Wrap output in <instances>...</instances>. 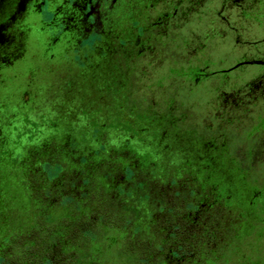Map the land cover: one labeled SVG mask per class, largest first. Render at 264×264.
<instances>
[{
	"label": "flooded vegetation",
	"instance_id": "af4514ba",
	"mask_svg": "<svg viewBox=\"0 0 264 264\" xmlns=\"http://www.w3.org/2000/svg\"><path fill=\"white\" fill-rule=\"evenodd\" d=\"M184 3L0 0V228L13 198L34 213L30 229L0 231V264L234 262L251 232L240 189L264 208L242 174L264 160V136L244 162L190 111L194 85L208 79L215 102L210 77L232 67L206 73L180 34ZM54 215L67 221L50 230Z\"/></svg>",
	"mask_w": 264,
	"mask_h": 264
},
{
	"label": "rangeland",
	"instance_id": "374dc122",
	"mask_svg": "<svg viewBox=\"0 0 264 264\" xmlns=\"http://www.w3.org/2000/svg\"><path fill=\"white\" fill-rule=\"evenodd\" d=\"M185 1L184 4L189 9L185 11L180 34L189 42L191 50H200L204 57H209L210 62L205 61V65L208 63L206 73L232 67L226 74H215L210 77L216 81L218 92L215 95V102L210 101L209 95L204 92L210 87L208 79L194 85L188 95L193 105L190 111L197 117L200 113L202 116L204 114V117L208 116L213 120L211 123L214 127L217 123L215 138L221 141L222 134L226 135L229 152L244 153V162H248L252 158L248 153L249 147L258 141L259 137L264 136V65L253 62L264 60V0ZM241 59L251 62L235 67ZM191 66H196L195 62ZM209 93L214 91L210 88ZM85 94L88 98L95 96L87 89ZM181 94L184 95V92L179 91L180 96ZM213 117H217V122ZM196 121L198 122L199 118ZM242 174L248 188L264 193V160H258L252 167L248 166ZM233 189L239 191L240 188ZM240 190L244 193L241 201L244 216L243 213L240 214V224L243 229L250 228L251 232L238 241L240 243L239 246L236 245L234 262L264 264V235L260 236L264 233V208L252 210L249 198H245L248 192H245L244 188ZM13 201L15 202H12V218L3 222L5 224L3 227L10 226L16 229L18 226H24L30 229L34 220L30 204L29 206L24 204L23 202H26L24 198H13ZM235 215L231 214L232 219ZM60 218L62 216H52L47 228L53 230L57 229L58 224L64 225L67 220ZM22 241H16V247L19 248ZM28 248L29 250L25 248V252L31 262L37 249L36 246ZM47 253L49 257H55L52 250ZM111 257L109 256V259ZM234 262L232 264H235Z\"/></svg>",
	"mask_w": 264,
	"mask_h": 264
}]
</instances>
